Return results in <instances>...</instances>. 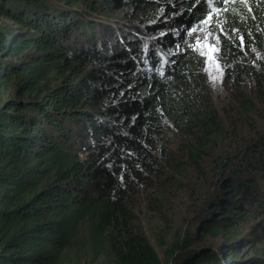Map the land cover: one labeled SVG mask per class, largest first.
<instances>
[{
	"label": "trees",
	"instance_id": "obj_1",
	"mask_svg": "<svg viewBox=\"0 0 264 264\" xmlns=\"http://www.w3.org/2000/svg\"><path fill=\"white\" fill-rule=\"evenodd\" d=\"M110 2L0 0V16L13 24L0 26V94L11 87L12 77L16 80L15 96L0 102V264H221L213 250H197L198 238L187 243L174 238L161 257L137 224L139 196L159 165L152 134L160 133L161 112L178 128L210 126L214 138L224 136V126L199 113L205 104L197 114L187 99L177 104L170 98L179 82L193 78L190 60L175 61L171 72L163 73L156 54L145 57L150 68L148 78L141 79L144 105L128 107L119 122L107 116L116 109L108 101L115 91L92 82L100 69L88 66L109 68L108 49L93 37L96 23L78 8L84 4L97 11ZM208 2L200 0V9ZM217 23L218 55L230 67L225 72L233 79V92L239 85L252 88V97L239 108L253 128L248 117L256 110L252 99L264 101V60L255 55L264 53V0H227ZM117 40L110 42L113 55L141 64L130 56L131 48L119 51ZM55 74L63 78L61 84L50 83ZM103 105L106 114L100 116L94 108ZM253 130L222 160L217 184L229 195L214 201L219 217L201 225L213 234L226 229L230 240L245 229L237 218L245 221L251 212H264L254 187L234 177L243 168L264 178V129ZM190 151L195 160L199 152ZM225 173L233 177L224 178ZM241 195L263 212L230 214L228 206L243 204L236 200ZM227 263L236 264L229 257Z\"/></svg>",
	"mask_w": 264,
	"mask_h": 264
},
{
	"label": "rangeland",
	"instance_id": "obj_2",
	"mask_svg": "<svg viewBox=\"0 0 264 264\" xmlns=\"http://www.w3.org/2000/svg\"><path fill=\"white\" fill-rule=\"evenodd\" d=\"M226 2L209 0L203 10L199 7L200 0L193 4L188 0H111L108 5L103 3L97 11L87 10L84 4H80L78 11H82L87 21L96 23L91 31L93 37L96 36L99 42L104 41L102 44L108 49L105 55L109 68H100L93 63L88 68L100 69L92 82L108 91H115L116 95L113 94L108 101H113L116 109L112 110V114L107 112L114 122L121 121L128 107L144 105L145 86L141 79L148 78L150 68L145 57L156 54L163 73L175 61L184 57L190 60L193 78L179 82L171 90L170 98L177 104L185 103L187 99L191 111L211 115L218 127L224 126L221 128L224 136L214 138L209 135V125L208 129L200 124L193 125L190 130L183 126L178 128L176 123L165 117V111L161 112L160 133L152 134V138L157 140L159 165L149 187L139 196L137 222L158 255L165 257V251L174 238L185 240V243L198 238L197 250H213L221 264H228V257L231 263L236 264L247 261L249 264L264 263V212L259 211L256 202H250L241 195L236 200L241 198L242 205L227 207L230 214L237 210L243 214L249 212L246 210L263 212L260 216H252L251 212L245 221L243 217L237 218L235 223L245 229L234 240L228 239L226 229L213 234L208 232L209 227L201 226L211 217H219L221 211L214 201L229 195L217 184L222 160L253 136V129H264V101L252 99L256 110L248 114L249 122H254L253 128H250L242 113L245 110L239 106L243 100L252 97V88L248 90L245 85L236 86L234 92H238V96L234 95L233 79L225 72V68L230 67L216 51L219 49V39L216 38L220 32L217 20L220 8ZM3 24L13 25L10 20L0 16V26ZM234 33L238 34L236 31ZM72 34L75 35V30ZM115 39L119 41V51L125 46L132 49L130 56L140 61L141 64H136L140 68L136 67L135 62L113 55L109 46L110 42L116 44ZM210 45H215V48ZM255 55L257 59L264 60L262 51ZM49 78L53 85L61 84L63 79L59 74ZM15 88L16 80L12 77L11 87L0 94V102L7 96L14 97ZM204 104L206 110L198 113ZM161 107L166 108V104ZM94 110L100 116L106 114L104 105ZM213 125L212 134L217 129ZM72 127L76 129L74 125ZM190 148L199 152L195 160ZM232 174L225 173L224 178ZM258 175L262 174L252 175L242 168L234 177L240 179L241 184L253 186L259 200L264 202V178ZM257 178L260 182L256 181ZM258 183L260 188L256 187ZM234 243L238 244L233 247ZM233 253L239 255L237 259Z\"/></svg>",
	"mask_w": 264,
	"mask_h": 264
},
{
	"label": "snow or ice",
	"instance_id": "obj_3",
	"mask_svg": "<svg viewBox=\"0 0 264 264\" xmlns=\"http://www.w3.org/2000/svg\"><path fill=\"white\" fill-rule=\"evenodd\" d=\"M217 40L219 39L218 37L216 38ZM197 44H199V41L197 42ZM196 47V46H193ZM210 47L215 48V45H210ZM216 51H219V49H216ZM213 79H215V77H213Z\"/></svg>",
	"mask_w": 264,
	"mask_h": 264
},
{
	"label": "water",
	"instance_id": "obj_4",
	"mask_svg": "<svg viewBox=\"0 0 264 264\" xmlns=\"http://www.w3.org/2000/svg\"><path fill=\"white\" fill-rule=\"evenodd\" d=\"M171 66H174V64H172ZM171 70H172V68L170 67V68H168V69L166 70V72H171Z\"/></svg>",
	"mask_w": 264,
	"mask_h": 264
}]
</instances>
